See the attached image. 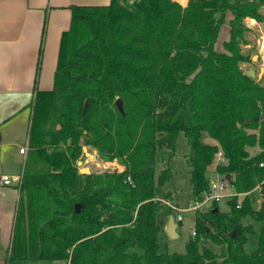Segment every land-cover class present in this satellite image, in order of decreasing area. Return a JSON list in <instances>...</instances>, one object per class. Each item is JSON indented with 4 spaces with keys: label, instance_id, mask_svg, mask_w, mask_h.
<instances>
[{
    "label": "trees",
    "instance_id": "16d2710c",
    "mask_svg": "<svg viewBox=\"0 0 264 264\" xmlns=\"http://www.w3.org/2000/svg\"><path fill=\"white\" fill-rule=\"evenodd\" d=\"M262 8L264 0L72 7L53 88L37 89L31 104L9 264H264V85L241 67L251 59L245 20L263 22ZM180 135L191 148V202L209 191L219 150L227 162L218 172L236 195L228 212L215 203L195 213L185 253L163 254L165 208L155 199L173 173L158 172V161L163 150L175 156ZM85 146L122 169L82 174Z\"/></svg>",
    "mask_w": 264,
    "mask_h": 264
},
{
    "label": "crops",
    "instance_id": "0c3cea01",
    "mask_svg": "<svg viewBox=\"0 0 264 264\" xmlns=\"http://www.w3.org/2000/svg\"><path fill=\"white\" fill-rule=\"evenodd\" d=\"M189 1L184 0L183 6ZM110 3L111 0H0V175H23L26 155L20 149H29L31 104L37 89L53 88L60 40L70 28L72 7ZM247 24L252 29L262 25L252 19ZM19 197V186L0 184V255L3 245L8 242L7 248L11 241ZM191 219L194 221V216Z\"/></svg>",
    "mask_w": 264,
    "mask_h": 264
},
{
    "label": "rangeland",
    "instance_id": "374dc122",
    "mask_svg": "<svg viewBox=\"0 0 264 264\" xmlns=\"http://www.w3.org/2000/svg\"><path fill=\"white\" fill-rule=\"evenodd\" d=\"M230 1L233 2L235 0ZM261 12L264 14L263 8ZM230 18L231 15H228L227 20H229ZM249 20L250 18H247L245 20V23L247 24ZM260 23L262 24L260 28L258 26L254 29L249 28L250 32L246 34V38L242 43L243 53L249 56L251 59L247 62L242 63L241 67L245 74H247L249 70H254L256 73L255 80L264 85V21ZM229 37L230 27L228 22H226L221 28L215 48L218 51H224L223 43L227 41ZM202 141L206 144H215V141L209 138L206 134L203 135ZM175 146V156L171 154L170 150H163L159 154L158 172L167 167H170L173 176L165 186L158 189V197L166 199L172 205H175L177 207L186 208L191 202V175L190 166L188 163L191 154V148L187 138L184 135H180L178 138H176ZM84 148H86L87 153L84 154V156L77 163L79 169L88 168L91 173H100L107 169L111 171L114 169H122V166L118 161L103 162L100 160L97 151L90 150L86 146ZM209 170L211 172L210 179H212L214 176L212 174L213 167L210 166ZM228 189L230 192H234L230 185ZM251 197L254 205L256 207H259L263 201L260 189L255 190L251 194ZM228 202L229 200L225 199L218 203L221 212H228L230 210ZM164 208L165 211L159 217V224L161 226V232L159 235L161 244L160 252L163 254H183L186 251V243L189 241V239L193 238L194 221L191 219L193 213H183V222H175L177 225L178 237L172 238L167 231V224L170 217H173L174 219L177 218V212L169 207ZM6 244L3 245L2 255L5 254ZM248 248L252 249V246L250 245ZM39 264L49 263L43 262Z\"/></svg>",
    "mask_w": 264,
    "mask_h": 264
},
{
    "label": "built area",
    "instance_id": "2783aa9c",
    "mask_svg": "<svg viewBox=\"0 0 264 264\" xmlns=\"http://www.w3.org/2000/svg\"><path fill=\"white\" fill-rule=\"evenodd\" d=\"M137 0H128L130 4H133ZM182 7L183 6V0H176ZM20 153L27 155L28 149L27 148H21ZM227 162L223 152L219 150L216 155L215 159L212 163L213 171L212 174L214 175L213 178L210 180V189L207 191L203 199L201 201L196 202H190L188 207L181 208L177 207L175 205H172L169 201L163 198L157 197L155 201L159 202L163 207H169L172 210H175L177 212V218L174 219L175 222L181 223L183 222V213L191 212L193 213V216L196 212H207L209 211L215 203H220L222 200L225 199H232L236 194L234 192L229 191V180H227L224 176L220 175L218 172V168L220 166L225 165ZM262 167H264V163L261 164ZM22 182V175L17 176H10V175H0V184L4 186H11V185H17L20 186ZM241 197V195H239ZM261 207V205L258 207V209ZM195 217V216H194ZM195 235V232H193V236ZM1 248V244H0ZM10 246L6 248L5 254L0 255V264H9L7 259V253L9 252Z\"/></svg>",
    "mask_w": 264,
    "mask_h": 264
},
{
    "label": "water",
    "instance_id": "95a60500",
    "mask_svg": "<svg viewBox=\"0 0 264 264\" xmlns=\"http://www.w3.org/2000/svg\"><path fill=\"white\" fill-rule=\"evenodd\" d=\"M246 75L248 77L252 78V79H255L256 78V73H255L254 70H249ZM116 105H117L119 111L121 113H123L124 112V110H123V103H122V101L120 99H118L116 101ZM83 151L86 154V151H87L86 148H83ZM80 172L82 174H90L91 173L88 168L80 169ZM79 211H80V205H76V212L78 213ZM176 227H177V225H176V223L174 221V218L173 217H170V222L168 224L167 231H168L169 235L172 238L173 237H178V234H177V232L175 230Z\"/></svg>",
    "mask_w": 264,
    "mask_h": 264
},
{
    "label": "bare ground",
    "instance_id": "6f19581e",
    "mask_svg": "<svg viewBox=\"0 0 264 264\" xmlns=\"http://www.w3.org/2000/svg\"><path fill=\"white\" fill-rule=\"evenodd\" d=\"M184 1V0H183ZM263 40H264V36H263ZM86 153H87V151H86ZM90 155V154H89Z\"/></svg>",
    "mask_w": 264,
    "mask_h": 264
}]
</instances>
